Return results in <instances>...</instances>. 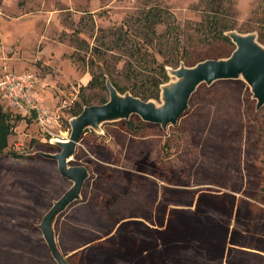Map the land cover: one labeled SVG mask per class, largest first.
Listing matches in <instances>:
<instances>
[{
  "label": "rangeland",
  "instance_id": "1",
  "mask_svg": "<svg viewBox=\"0 0 264 264\" xmlns=\"http://www.w3.org/2000/svg\"><path fill=\"white\" fill-rule=\"evenodd\" d=\"M229 30L264 46V0H0V79L34 75L37 104L60 116L45 134L0 96L8 127L0 131V264H56L37 225L71 182L37 153H58L50 140H67L75 115L108 100L106 78L121 94L160 105L157 84L174 80L164 68L228 58L235 45L221 33ZM255 105L246 83L218 80L202 84L166 130L137 115L85 130L69 165L89 178L53 226L61 255L92 242L69 264L193 254L210 264H264V106ZM198 210L224 221L219 254L208 240L165 250L178 213Z\"/></svg>",
  "mask_w": 264,
  "mask_h": 264
},
{
  "label": "water",
  "instance_id": "2",
  "mask_svg": "<svg viewBox=\"0 0 264 264\" xmlns=\"http://www.w3.org/2000/svg\"><path fill=\"white\" fill-rule=\"evenodd\" d=\"M223 36L235 45L228 58L204 60L188 68L182 63L174 69L164 68L167 77L174 80H167L159 85L160 105L150 99L141 101L130 93L121 94L106 78L104 86L108 91V100L103 105L84 107L72 118L69 121L71 132L67 141L50 140L51 144L60 148L58 153H37L46 160L56 161L58 174L71 182L69 189L52 202L37 225L56 264L69 262L56 246L54 223L69 205L80 198L82 187L89 178L84 166L69 165L85 130L90 128L99 132L105 123L129 120L132 115H137L144 123L158 125L166 130L167 126H174L188 110L190 97L202 84L210 86L218 80L243 81L249 86L256 101L255 110L264 106V46L257 43L255 34L242 35L229 30Z\"/></svg>",
  "mask_w": 264,
  "mask_h": 264
},
{
  "label": "trees",
  "instance_id": "3",
  "mask_svg": "<svg viewBox=\"0 0 264 264\" xmlns=\"http://www.w3.org/2000/svg\"><path fill=\"white\" fill-rule=\"evenodd\" d=\"M223 35V32L221 33ZM167 76V75H166ZM113 87L117 89V87L114 85V83L111 82ZM161 83L157 84L158 89L159 85ZM118 90V89H117ZM105 101L102 102L101 105H103ZM76 116V115H75ZM7 124H6V119L5 116L0 113V131L1 133L6 134L7 133ZM5 136V135H4ZM4 139L5 137H2L0 139V145L1 147L4 146ZM192 206V205H191ZM225 209L226 206H224ZM179 217L181 218V223L176 224L171 232L167 234L164 237L166 246L165 250H177V251H184L188 249V247L194 248V250L201 248L202 240L203 241H210L211 244L213 245V249L216 255L219 254V252L222 249V240L224 237V221L221 219H217V217L211 213L210 211H205V210H198V211H193L192 213H178ZM126 221V219H121L120 222H118L116 225L120 224L121 222ZM149 228H153L152 226H148ZM112 232H110L108 235H110ZM195 235L199 236L198 238H201L200 243L195 244L194 242L191 243L190 241H185L182 242V240L185 238H188L192 235V237ZM239 235V234H238ZM186 236V237H185ZM152 244H153V253L161 255L164 250H161L159 248V243L158 240H160V237L157 236H152ZM92 242L86 243L84 246L79 247V249H76L72 251L70 256H67V260L71 261L72 259L76 258L79 256V250L83 251V254L88 253L91 251L94 247V245H91ZM140 255L143 256L144 252L141 251ZM236 258L238 256L236 255ZM235 258V259H236ZM213 262L210 257L203 255H188V256H180L179 260H169L166 257L163 258L161 264H210ZM154 264H157L156 262ZM247 264H250V262H247Z\"/></svg>",
  "mask_w": 264,
  "mask_h": 264
},
{
  "label": "built area",
  "instance_id": "4",
  "mask_svg": "<svg viewBox=\"0 0 264 264\" xmlns=\"http://www.w3.org/2000/svg\"><path fill=\"white\" fill-rule=\"evenodd\" d=\"M35 83L32 74L5 72L0 79V96L22 118H33L42 132L52 134V129L59 127V110L50 111L37 104Z\"/></svg>",
  "mask_w": 264,
  "mask_h": 264
},
{
  "label": "bare ground",
  "instance_id": "5",
  "mask_svg": "<svg viewBox=\"0 0 264 264\" xmlns=\"http://www.w3.org/2000/svg\"><path fill=\"white\" fill-rule=\"evenodd\" d=\"M55 141H57V142H61V141H67V140H55Z\"/></svg>",
  "mask_w": 264,
  "mask_h": 264
}]
</instances>
